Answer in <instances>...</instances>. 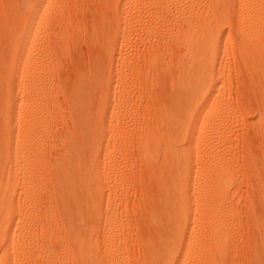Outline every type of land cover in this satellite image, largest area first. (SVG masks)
<instances>
[{
	"label": "bare ground",
	"instance_id": "1",
	"mask_svg": "<svg viewBox=\"0 0 264 264\" xmlns=\"http://www.w3.org/2000/svg\"><path fill=\"white\" fill-rule=\"evenodd\" d=\"M48 1L49 2L47 4V7L50 6V8H52V10H50L51 12L48 10L49 12L47 14H44L43 10L47 0H39L38 3L34 6L29 18L26 21V24L24 25L23 36L21 37L20 45L17 50V53L14 55L16 57L17 56L19 57L18 59L15 60L16 62L14 66L15 67L20 65L22 66L17 72L14 70L11 73L12 77L15 80L13 81V89L9 93L8 101H6L9 110L8 117L7 118L0 117L1 119L0 121L3 122V124L1 122L2 127L1 126L0 127L3 128V130H5V133L8 136L7 146L10 156V159L9 157H7L9 159V163L7 165L8 173L6 172L5 176H8L9 179H11L10 182L12 181L14 184V186H12L13 189H10L9 188L10 186L7 184L8 185L7 189L10 190H6V192L4 193V198L6 200L9 199L11 200L10 205H8L11 209L12 208L16 209L18 206H20L22 200L33 199V201H35L36 198L34 197L38 198L39 196V195L35 196L39 192L38 188L40 187L39 186L36 189L37 182L39 183L40 180V179L38 180V177L36 175V173H39L37 169L40 167L39 166L40 160L38 156L41 151L40 146L44 145L43 139L45 138L46 134H48L47 132L49 131L47 124L50 123V116H51L49 114L50 102L52 101L50 96H52V98L54 99L53 93L52 95L50 94L51 90L53 89L52 86H50L51 83L50 82H49L50 84L48 83V78H50L48 77L49 76L48 70L51 68L50 64L52 65L53 59L56 57L57 54L56 51H54L55 45L53 44L54 39H52L54 34L51 35L52 31L50 32V27L53 26L51 30L53 29L54 31V28H56V26L59 24L58 23L55 26L52 25V24H56L57 19H59L57 12L56 13L54 12L57 11L59 8L63 7L65 5L66 0H55V1L48 0ZM151 1L153 2V8H152L153 13L151 14V16L153 15L152 16L153 18L151 17L152 18L151 20L152 21L153 19L155 20V22L153 21L155 25L154 26L155 30H153L154 28H152L153 24L151 27L152 30H150L149 28V31L146 26V29L149 34L147 33V31L146 33L150 37L149 38L150 41L148 42H151L152 44V47H150V52H148L147 55L145 54L144 56L140 55L141 59L138 58L140 56L138 57L136 56L137 57V59L135 60L136 62L133 61L135 57L132 56V58H134L133 60L130 58L131 53L128 54L130 56L126 55L127 53L126 54L124 53V55L121 53L119 54V58L116 60L115 51L117 49V44L119 43L121 36H117L113 38L112 41L110 40L112 42L111 46L109 45L110 46L109 50L110 51L112 50V52L109 51L110 52L109 54L112 55L113 53L112 59L109 62H107L108 58L106 59L107 65L105 60H103V62L105 63L102 62V64H100L101 62H99V64H96L93 67V69L91 68V73L94 74V76L93 78L91 77L92 75L90 76L92 79L91 81H93L90 84H88L87 82V80L89 79H87L86 81H84L83 79L76 81V87H75L76 90L73 91V93L70 95L69 98L71 99L69 101V104L71 102V119L68 123H65L63 127V138H65V145L61 144L62 148L60 146L58 147L60 149V150L58 149L59 152L56 150L59 154L57 153L58 156L56 161L54 162L55 172L51 171V173L54 172V176H53L54 181L52 180L53 182H55L54 188L55 187L57 188L56 189L57 192L56 191L54 192L58 193V195L54 194L55 196L52 195V197L57 198L59 196L61 200H58V198L57 200H54V202L58 201L59 206H60L59 202L60 201L63 202L61 205L63 207L61 209L60 207L58 208L60 209L59 212H61V210L63 211L62 214L60 213L61 214L60 220L61 219L63 220V225L62 224L61 225L64 228L71 229V227H76L75 226L76 222L74 223L73 220H76V218H78L77 220L79 219L82 220V218L86 216V214L82 212L83 208H85L84 205L87 204V203L85 204V202L87 201L85 198L88 197V196L86 197V195H89L88 200H90L91 197V201L93 202V205H95L94 207L92 206L94 209L91 208L93 210V214L95 210L98 217L100 216L99 220L101 221V223L99 225H103V224L105 225L104 230L101 229V235L95 233L93 235H88V237H83L81 239L78 237L80 240L79 243H77L78 244L76 248L77 250H74L77 252L76 253L77 256L73 255L74 257L76 256L77 260L76 259L75 260L77 261L76 263L78 264H105V261L102 260L100 261L97 259L96 252L99 249L101 241L104 244L105 248L109 249V251L111 252L110 256L108 257V260L106 261L107 262L106 264L116 263L114 259V255L118 250L122 248L125 239L124 237L122 238L116 237V235L112 236L109 233L112 231L113 227L120 226L121 223L118 220L116 210L112 211V209L109 208L111 205L110 200H112V198L110 197L113 196L112 193L114 192L113 189L114 187L111 181L108 179V177L110 176L109 174L111 173L112 168H114L113 163H115V161L113 160L114 159L113 147L111 148L110 142L106 144L105 140L106 137L108 138V136L109 138L110 137L117 138L119 136L123 137V135H128L130 134V132H132V131H128L129 130L128 129L127 130L128 133L124 134L122 133L123 131L119 129V124H120L119 120L123 119L124 117V116L122 117V113L125 112L124 110L128 112L129 109H131L130 111H132L134 107L133 104L135 103L133 102L134 100L137 102V99L140 98V101L139 100L138 101L139 103H141L143 96L144 98H146L145 96H147V93L144 94V92L143 93L140 92L144 90V87L146 88V91H149L147 87L150 88V85L152 88V85L154 84H151L152 83L150 81L151 79L153 82L154 80H156L155 83H158L157 82L159 77L158 74H161L160 76L162 77V73L163 74L166 73L167 75V73L171 70L170 68L173 69V66L171 65L168 66L166 64L167 54H165L166 52H168L167 50L172 47L173 44L176 45L175 47L180 49V53L178 54V58L175 59L176 62H174V67H176L178 71L177 73L176 71L173 73V77L170 83L171 89H170L169 98L168 100L166 99L167 102L160 105L159 107H158L159 104L156 105V107L153 105V107H155L154 109L156 110L154 111L153 109L154 112L152 111V113H150L151 110L149 107L150 103L146 104L148 105L147 107L143 105L146 108H143L142 106V109H146L145 111H148L147 108H149V112H145L147 114L140 117L141 114H139V112L141 111L140 113L143 114L144 111L142 110H140L139 112L136 111L134 113L135 115L133 114L134 122L131 121L133 125L135 122L140 125L141 123L140 120L141 121L142 119L144 120L142 121L140 127L142 126L143 129L146 130V132L144 130L143 132L145 134L143 133L144 135H139L137 139L138 150L136 151H138V153L140 154L139 157L141 156L143 157L142 160L144 161V163L148 165H152L154 167L160 166L165 170V174H164V171L162 169L159 170V167L157 168V170H159L160 173L163 171L162 173L164 174V176L162 175L160 176L161 178L157 177L160 188V194L159 195L157 194L160 199L158 200V203L160 204L159 207H162L163 209L161 208H160L161 210L156 209L155 206L157 205L158 207L159 205L157 203L154 206L155 209H152L151 211L152 217L150 218L154 220V222L157 225L156 228H158V230L164 227V230L166 232L165 237L167 241L164 240L165 244L160 245L159 248L157 246L155 247V245L153 246L150 245L152 246L151 247L152 249H150L151 253H148L149 258L147 261L144 262V264H190V259L194 264V262L199 260L200 258L198 259L197 253L195 254V256L190 257V244L192 242L191 234L192 231H194L196 228L199 227H203L202 230L203 231L205 230L206 233L207 232L209 233L208 240L205 246L206 249L205 247L203 248L205 249V251L208 252L209 255L207 256H210L212 258L217 257L219 254L222 256V252H223L222 249H224L223 234L226 225L223 224L222 218L224 214L225 215L226 213L228 214L229 211L228 208L230 205V201L232 199L230 197V194L233 192L232 191L233 176L231 177L232 175V174L230 175L231 171L229 172L228 169H226L225 167V160H226L225 152L227 151H224L225 149L223 150L221 147L218 148L217 147L218 145L216 144L217 140L221 141L224 138L226 142V138L227 139L229 138L228 130L224 129V127L221 124L222 123L226 124L225 122L229 121L228 119H230L233 112L232 110L233 106L229 100L232 97L231 87H230L231 84L229 81L230 79L227 78L228 76L230 77L231 75V73L228 74L230 67L228 68L229 64L227 65V63H225L224 61L225 60L224 57L227 58L226 54L230 52L227 51L228 49H226L225 46H223L222 44V40L225 37V33L222 27L224 24L226 25L227 21H229L227 18L228 16L226 17L224 12V10H227L225 9L224 6L225 4L224 5L222 4V2L225 0L223 1L205 0V2L202 4L198 3L200 0H197L198 2L194 0V2L192 3L190 1V4L184 3L185 5L179 4L178 3L179 0H151ZM232 2H233V6L232 5L231 6L233 7L235 17H237L233 21L234 23L232 22L233 27H235L237 30V36H236L237 41L234 43L232 51L237 49L235 50V52L240 56L239 58H241V62H243L244 65L246 66V67L244 66L245 69H248L249 71L248 70L247 71L252 74L253 79H256L258 83L256 81L255 82L258 85L260 84L258 90L259 88H261V93L263 94V98H264V0H233ZM135 5H136L135 0H126L123 6L124 19L122 20V23L124 24V27L126 29L125 34L122 35L123 44H128L132 42L131 38L132 35L134 34L135 26H137L135 25L134 18L132 17L133 12H135L136 10ZM202 9H204L205 11ZM60 10L62 11L63 8ZM172 11H175L176 15H172L173 14ZM53 13L58 16V18H56V21L54 23H53L54 20ZM148 25L150 26V24ZM40 30L43 31L42 36L38 37L37 36L38 34L36 33L37 31ZM134 35L133 37H135ZM229 38L230 35L228 36V39ZM34 51L38 54L36 55L38 58L37 60L33 59L35 61L33 62L31 68L29 67L31 70L30 73L28 72L30 75H28V78L26 80H23L22 75L25 74L24 71H25V65H27L26 62L28 61V58L31 56V54ZM99 53H100V49H99ZM229 56L230 54L228 55V57ZM142 57H144L145 60ZM58 58L62 62L61 60L62 57L60 58L58 56ZM58 58L56 59L58 60ZM138 59L139 61H137ZM142 59L146 61L145 64L143 63L144 61ZM229 59L231 58L229 57ZM59 60L58 62L55 61L54 67H56L58 63L61 64ZM115 60H116V64H115ZM128 62L130 64H128ZM92 63H94V61ZM118 64L119 65L122 64L120 65L121 67H119ZM124 64L126 65L128 64V68L126 70L122 69ZM124 67L126 68V66ZM50 72L51 71H49V73ZM152 73L157 75V77H155V75H153ZM150 74H152V77L153 76L154 77L153 78L150 77L151 76ZM171 76L172 74L170 75L169 78H171ZM133 78H136L137 81H140L139 84L137 83V85H139L138 86L139 90L136 88L135 93L137 90L139 92L136 93V95L135 93H133L134 90L133 89H132L133 91L131 90L133 86L130 82H132ZM136 79H134L135 81L132 82L133 85L136 84ZM149 83L150 85H148ZM113 85H115L116 88L114 89L115 92L111 94V89H113L112 88ZM102 88L106 90H102ZM116 93L120 96L121 95L123 96L122 97L123 100L118 98L122 101L120 100L119 102L116 101L118 100L115 99L116 97H114V95L117 96ZM94 94L98 96H95ZM148 94H150V92ZM112 95L114 97L113 99H111ZM97 97H99L100 99L101 97H104L103 98L104 101L107 102L105 103L103 99L99 100L98 98V100L101 102L100 104H98V106L104 104L102 107L99 108L100 111H98L97 114L98 116L96 115V120L101 121V123L100 122L97 123L103 125L102 126L103 130L100 128L102 130V136L100 139L101 141L98 140L99 144L97 145V147L96 146H95L96 148L94 147L95 150L93 149L94 151L92 154V158H91L92 161L90 163V166L85 167L84 166V162L86 161L85 152L87 150L85 151L84 143L86 142L85 139H88L90 137L89 133L90 131H92L91 129H93L92 128L93 126L90 125L92 124L90 123L91 120L89 119L90 117L89 113L92 107L89 106L90 105L92 106L94 104L92 102V98L94 100V98ZM106 97L108 99H106ZM135 97L136 99H134ZM146 100L145 102H147ZM102 101L104 103H102ZM89 102H91L92 104ZM139 103L138 104L135 103V105L137 104L138 108L142 105ZM137 106H135L134 110L138 109ZM124 107L127 108L129 107V108L124 109ZM262 108L263 111L261 110L262 112L260 118L263 120L264 101ZM122 109H124L123 112H121ZM118 112L120 113L119 115ZM137 112L138 114L136 115ZM126 114L127 113H125L124 115L125 116L129 115L130 117L129 116L128 117L131 118L132 115L130 114L126 115ZM100 118L101 120H99ZM123 120L127 121V119L125 118ZM126 125L127 124H125V126ZM135 126H137V124ZM132 127L134 128V126ZM257 127H260V132H262L263 134L264 123L261 124V126L258 125ZM108 131H110V133L107 136ZM136 132L138 131L136 130ZM131 134L129 136H131ZM140 134H141V130H140ZM87 136L88 138H86ZM97 137L99 138V135ZM127 137L124 136L123 138H127ZM182 137H184L187 143L186 145H179V143L181 142L180 139ZM89 141H92V139L91 140L89 139ZM196 141H197V146L195 147L194 144ZM82 142L84 143L82 144ZM223 142L224 141H222V143ZM134 144L136 146V143ZM46 159L47 158L45 157V161ZM88 160L90 159L88 158ZM227 168H229V166ZM150 170L152 171L153 169L151 168ZM4 180H6V177L4 178ZM101 180L104 181V183H102ZM126 181L128 180L126 179ZM53 182L52 184H54ZM41 186L43 187L46 185H41ZM192 186L198 187L199 189L195 190L194 193L190 194V188ZM41 188L39 189L42 191ZM106 188L109 195V198L108 196L106 198L107 199L106 206L109 205L107 208L111 209L112 212L106 211L107 213L105 214L103 208L106 203L105 201ZM127 188H129V186ZM18 189L21 190L19 191V194H18ZM36 190L37 193L35 192ZM44 191H42L41 196L45 198L44 195L46 191L43 195ZM41 196H39V199L40 198L42 199ZM194 198L196 200L195 208L198 212V216L193 220L191 224L190 201H192V199ZM38 200L36 199V201ZM71 200L73 203L71 202ZM41 201H39V203ZM114 201L115 200L113 199V201L111 202ZM30 203L31 202H29L28 204ZM70 203L72 206L74 204L75 207L74 206L73 207L77 212V215L75 211H71L73 207L72 206H71L72 208L70 207ZM34 205L32 207L30 206L31 209H29L28 211L23 213L21 212L22 214L19 213L20 220L18 222L19 224L17 225V229L14 234L12 235L10 234V229H11L10 226L6 228L4 235L2 236L4 245L2 244L3 247L0 248L1 249L0 264H26L25 263L26 261L25 260L23 261L22 258L20 261L15 259L12 261L8 260V257L11 256L16 257V255L19 254L18 253L20 252L19 248L22 245L23 248L27 249L24 250L29 251V253H32L31 251H33L34 248L40 250L39 251L41 252L40 256H38L37 254L39 253H37L35 254L36 256H33L31 258L32 260L30 261H32L33 264H52L53 261L52 254L50 253L52 243L48 239H45L47 231L44 228H42L41 230L38 229L39 228L38 226L37 229L40 230L41 233V237L38 235L40 237L39 238L38 236L34 235L36 233H39L36 228H35L36 231L33 230L35 224L33 226H31L32 224L31 225L26 224L27 219L29 218L31 219L34 217L36 218V216L38 217V215H36L35 213V211L37 212L38 210H35ZM89 205L91 207L90 203ZM27 208L25 209L27 210ZM38 208L39 207H37V209ZM40 210L41 209H39V211ZM71 213L74 215L75 219H72L73 215ZM58 220L59 219H57V221ZM45 221H47V219ZM76 224L78 228L79 222ZM43 226L44 224H42V227ZM56 229L57 227L54 230ZM61 231H63V229ZM102 233H104L103 237H102ZM25 234L26 236H29V238L27 237L26 239ZM62 235H64V233L58 235L60 240L63 239L61 237ZM80 235L79 233H77L75 237ZM36 238L40 239L41 241L38 242ZM21 243L22 245L20 246ZM162 243H163V239H162ZM166 246L167 248H165ZM191 247H193V245H191ZM160 248H163L164 250ZM170 249H172L174 252L173 251L171 252ZM198 249L199 251L202 252V250H200V247H198ZM72 253L73 252H71V254ZM21 254L23 255V253ZM26 258L27 257L25 255V259ZM28 263L30 262L28 261ZM199 263L200 261L197 264Z\"/></svg>",
	"mask_w": 264,
	"mask_h": 264
},
{
	"label": "rangeland",
	"instance_id": "2",
	"mask_svg": "<svg viewBox=\"0 0 264 264\" xmlns=\"http://www.w3.org/2000/svg\"><path fill=\"white\" fill-rule=\"evenodd\" d=\"M38 1L39 0H0V117H3V118L8 117L9 110H8L6 101H8V96H9V93L13 89V81L15 80L12 77L11 73L14 70L17 72L20 69V67L22 66V65L16 66V67L14 66L15 62H16L15 60L19 58L18 56L16 57L14 55L17 53V50L19 48L20 40H21V37L23 36L24 25L26 24L27 19L29 18L34 6L38 3ZM52 1H55V0H52ZM125 1L124 0H66V2H65L66 6L64 5L63 7L58 9L59 11L57 10L54 12V13L57 12V14L59 16V19H57V21H56V18H58V16L53 13L54 14L53 23L56 21V24H52V25L55 26L59 23L56 26V28H54V31H53V29L51 30V28H53V26L50 27V32L52 31L51 35L54 34V36L52 38V39H54V41L53 40L52 41H53V44L55 45V46L53 45L54 49H55L54 51H56V53H57L56 57L53 59L54 63L52 62V65L50 64V67H51L50 69H52V68L53 69L48 70V75H49L48 77H50V78H48V83L49 82L51 83L50 86H52V89H53V90H51L50 94L52 95V93H53L54 99L52 98V96H50L52 101L50 100L51 102H50V107H49V109H50L49 114L51 116H50V123L47 124L49 131L47 132L48 134H46L45 138L43 139L44 141L42 140L44 142V145L40 146L41 147V151H40L41 154L39 153V156H38L39 160H40V165H39L40 167L39 166H38L39 168L37 167L38 168L37 170L39 171V173H36L38 180L40 179L39 183L37 182L36 189L39 186H40L39 188H41L42 187L41 185H46V186H43L46 189L43 187L41 189H42V191H44V189H45L47 194L45 193V191L43 192V195L45 193V195H44L45 198H44L43 196H41L42 191L38 188V191L40 193L39 192L37 193V190H36L35 192L37 194L35 196L39 195L42 197V199L41 198L39 199V196H38V198L34 197L37 200L39 199L38 201H36V199H35V201L38 204L35 201H33V199H26V200H22L21 204L19 203L20 206H18V207L19 208L21 207L20 209L18 207L16 209H14V208L11 209L8 206V205H10L11 200L10 199L6 200L4 198V193L6 192V190L13 189L12 186H14V184L12 181L10 182L11 179H9L8 176H5V173L8 171L7 165L9 163L10 156H9V151H8V146H7V144H8L7 137L8 136L6 135L5 130H3V128H1L3 122L0 121V126H1L0 127V198H1L0 199V248L3 247V245H4L3 240H2V236L4 235L6 228L8 226H10L11 227L10 234L11 235L14 234L16 232L17 225L19 224L18 222L20 220L19 219L20 218L19 213H21V212L23 213V212L28 211L29 209H31V207L35 203H36L34 205L35 210L39 211V209H41L39 211L40 213L38 211L37 212L35 211V213H36V215H38V217L36 216V218L34 217L31 219L30 218L27 219L26 224L27 225L32 224L31 226H33L35 224L34 225L35 227H33L34 231H36L38 226H39L38 229L41 230L42 228H44L47 231L45 239H48L52 243L51 244L52 247H51V251H50V253L52 254V260H53L52 264L53 263L54 264H78V263H76L77 262L76 261L77 260V258H76L77 252L74 250H77L76 248L78 246L77 243H79V240L83 237H88V235H93L95 233L101 235V229L104 230L105 225L104 224L99 225L101 223V221L99 220L100 216L98 217L95 210H94V214H93V210L91 208H93L95 205H93V202L91 201V197H90V200H88L89 195H86V197L88 196L87 198H85L87 201L85 202V200H84V202H85V204L86 203L87 204L84 205L85 208H83V210H82V212H84L86 214L85 217L86 218L88 217V218L86 219L84 217V218H82V220H80V219L77 220L78 218H76L77 221L73 220L74 223L79 222V224H81V225L78 224V226H79L78 228H77L76 223H75L76 227H71V229L70 228L66 229L62 226L63 220L62 219L60 220V218H61V214L63 211L62 210H61V212H59V211L63 207V206H61L63 202L60 201L59 202L60 206H59L58 201H55L56 204L54 202V200H57V198H58V200H61L59 198V196L57 198L54 197L55 199L52 197V195L53 196H55L56 194L58 195V193L54 192L57 189L56 187L54 188L55 182H53L54 181L53 176H54V172H55L54 171L55 170L54 169V162L56 161L57 156H58L57 153L60 150L58 147L60 146L62 148L61 144L65 145V138H63V127H64V124L68 123L71 119V102L69 104V101L71 99H69V98H70V95L73 93V91L76 90L75 89L76 81H79L80 79H83L84 81H86L87 79H89V80H87L88 84L93 82V81H91L92 80L91 77L93 78L94 74L91 73V68L93 69V67L96 64H99V62H101L100 64H102L103 60H105V62L108 60L107 62H109L112 59L113 53H112V55H110L109 53L112 52V50L110 51L109 49H110V46L112 44L111 41L113 40V38H115L117 36H121V39L119 40V43L117 44V49L115 51V59L116 60L119 58V54H121V53L123 55H124V53L125 54L127 53L126 55L131 53L130 58L133 60L134 58H132V56L135 57V59L133 60V61H135L138 56H140V55L144 56L145 54L147 55V53L150 52V47H152V44H151V42H148V41H150L149 40L150 37L148 36V34H149L148 31H149V28H150V30H152L151 29L152 24H153L152 28H154L153 30H155V27H154L155 26L154 25L155 20L153 19L154 22L151 20L153 18L152 17L153 15L151 16V14L153 13L152 12L153 11V9H152L153 8V2L151 0H135L136 10H135V12H133L132 17L134 18L135 25H137V26H135V31H134V34H136V35L133 34L135 37H133V35H132V38H131L132 42H130L128 44H123L122 43V35L125 34V31H126L124 24L122 23V20L124 19L123 6L125 4ZM190 1H191V3L194 2V0H182V1L179 0L178 3L185 5V4H190ZM232 1L233 0H225L222 2L223 5L225 4L224 5L225 9H227V10H224L225 16L226 17L228 16L227 18L230 21V22L227 21L226 25L224 24L222 27V29L224 30V33H225V37L222 40V44H223V46H225L226 49H228L227 51L230 52V53L226 54L227 58L224 57V59H225L224 61H225V63H227V65L228 64L230 65V66L228 65V68L229 67L231 68V66H232L231 70L229 68V72H228V74L231 73V75H230V77L228 76L227 78L230 79L229 81L231 84L230 87H231V93H232L231 94L232 100H231V98L229 100L233 106L232 107L233 108L232 109L233 110V112H232L233 116L231 115L230 119H228L229 121L225 122L226 124H224V123L221 124L224 127V129L228 130L229 138L228 139L226 138V142H225L224 138L221 141H218L216 139L217 140L216 144L218 145L217 147L218 148L221 147L223 150L225 149L224 151L228 152V153L225 152V157H226L225 167H226V169H228L229 172L230 171L232 172V173L230 172V175L232 174L231 177L233 176V178H232V180H233L232 181L233 182L232 183V191L233 192L230 194V197L232 198L231 199L232 203L230 201V205L228 208L229 211L227 210L228 214L227 213H226V215L224 214V216L222 218L223 224L226 225L225 230H224V234H223L224 249H222V251H223L222 256L219 253H217V254H219L220 256L218 255L215 258L207 256L209 254L207 251H205V249H206L205 246H206V243L208 240V234L209 233L208 232L206 233L205 230L203 231L202 230L203 227L196 228L194 231H192V234H191V236H192L191 241L192 242L190 244V257L195 256V254L197 253L198 259L199 258L201 259V260L200 259L197 260L198 262L200 261L199 264H264V154H263L264 153V133L262 134V132H260V127H257L258 125L261 126V124L264 123L263 122L264 118H263V120L260 118L261 112L263 111L262 107H263L264 98H263V94L261 93V88H259V90H258V87L260 86V84L258 85L257 84L258 82L256 81V79H253L252 74L250 72H248L249 70L245 69L246 66L244 65L243 62H241V58H239L240 56L235 52V50H237V49L232 51L233 45L237 41V39H236L237 30L235 27H233V23H234L233 21L237 17H235V14L233 11V7H232L233 2ZM48 2L49 1L47 0V2L45 3V6H44V10H43L44 14H47L50 10H52V8H50V6L47 7ZM196 2H198V1L196 0ZM204 2H205V0H200L198 3L202 4ZM150 3H152V4H150ZM227 3H228V5H227ZM62 8H63V10L61 11L60 9H62ZM202 10H204V9H202ZM136 12H137V14H136ZM172 13H173L172 15H176L175 11H172ZM55 16H57V17H55ZM60 19H62L63 21ZM67 22H68V24H67ZM141 22H143V23H141ZM138 23H139V25H138ZM142 24H144V25H142ZM148 24H150V26ZM146 26H147L148 31L146 29ZM146 31L148 34L146 33ZM42 32H43L42 30L37 31V33H36V34H38L37 36L38 37L42 36ZM55 33H57V34H55ZM105 35H107V36H105ZM229 35H230V38L228 39ZM100 36H102V37H100ZM56 39H58V40H56ZM149 43L151 44V46ZM175 46L176 45L173 44L172 47L169 48L170 51H169V49L167 50L168 52L164 51V52H166L165 54H167L166 64L168 66H170V65L173 66V69L170 68L171 72L169 71L170 75L172 74L171 78H169L170 77L169 72L167 73V75H166V73L165 74L162 73V77L160 76L161 74H158V76L161 78L160 79L158 77V81H157L158 83H155L156 80H154V82H153L151 79L150 80L152 82L151 84H154V85H152V88H151V85L149 83L148 85H150V88L147 87V89H149V91H146V88L144 87V90H142V92H140V93L144 92V94L147 93V96H145L146 98H144V96H143V99H142L143 101L141 100V103H139L140 98L137 99V102L135 100L133 101L137 104L139 103L142 105L138 108L137 104L135 105V103H134L133 104L134 107H133L132 111H130L131 109H129L130 112L128 110H127L128 112H126V110H124V109L127 107H124V109H122V111H121V112H123V110L125 111L122 113V117L124 116L123 119L125 118V119H127V121L120 119L119 122L121 125L119 124V129L122 130L123 131L122 133H124V134L125 133L127 134L128 133L127 130L129 129L128 131H132V132H130V134L132 133L131 136H129L130 134H128V135H123V137L129 136L127 138H123L121 136H119L117 138H111V137L109 138L108 135H109L110 131L107 132L108 138L106 137L105 141H106V144L109 142L111 143V148L113 147V150H114V152H113L114 153V155H113L114 159L113 160L115 161V163H113L114 168H112V171L109 174L110 176L108 177V179L111 181V183L113 184V187H114L113 188L114 192L112 193L113 196L110 197V198H112V200H110L111 205L109 208H111L112 211L116 210L118 220L121 223L120 226L113 227V229L111 231L112 233L111 232H109V233L112 236L116 235V237H119V238L124 237V239H125L123 242L122 248L120 250H118L116 252V254L114 255V259L116 261L115 264H144V262L147 261L149 258L148 253H151L150 252V249H152L151 247L153 245H155V247L157 246L159 248L160 245L165 244V241H167L166 237H165L166 232L164 230V227L161 228L163 230V232L161 229L158 230V228H156L157 227L156 223L154 222V220L152 218H150V217H152L151 216L152 209H155V208L156 209H160V208L163 209L162 207H159L160 204L158 203V200H160L159 196H158L160 194V188H159V183H158L157 177L161 178L160 177L161 175L164 176L165 170L160 166L154 167L152 165H148V164L144 163V161L142 160V158H143L142 156L139 157L140 154L138 153V151H136V150H138L137 149V146H138L137 139H138L139 135L145 134L143 132L145 129H143L142 126L140 127L142 121H144V120L142 119L143 118L142 117L141 118L142 121L140 120V122H141L140 125L135 122L137 124V126H135L136 125L135 123L133 125L131 123V121L134 122L133 116L135 115L134 113L136 111H138V112L140 110L144 111L143 114L140 113L141 111L139 112V114H141L140 117L147 114L145 112H149V108H147L148 111H145L146 109H142L143 105H145L147 107L148 105H146V104L150 103V106H149L151 109L150 113H152V111L156 107V105L159 104L158 105V107H159L160 105L167 102V100L169 98V94H170V89H171L170 83H171V79L173 77V73L175 71L177 73V71H178V69L176 67H174V62H176L175 59L178 58V54L180 53V49L175 47ZM230 48H231V50H230ZM90 49H92V50H90ZM99 49H100V53H99ZM34 53H35V55H34ZM229 54H230L229 57L231 59H229V57H228ZM36 55H38V54L34 51L31 54V56L28 58V61H30V62H28V61L26 62L27 65H25V71H24L25 74L22 75L23 80H26L28 78V75H30L29 74L31 71L30 68H31L33 62L35 61L33 59L37 60V58H38ZM57 55L60 58L62 57L61 58L62 62L59 60ZM130 55H128V56H130ZM231 55H232V57H231ZM141 56L138 58L141 59ZM56 58H58V60H59V62H61V64L58 63L59 64L58 65L56 63L57 65H56V67H54L55 61L58 62V60ZM142 58L144 59V57H142ZM168 58H169V60H168ZM139 59L137 61H139ZM116 60H115V64H116ZM142 60H141V62H142ZM93 61H94V63H92ZM170 61H172V62H170ZM228 61H229V63H228ZM105 62H103V63H105ZM107 62H106V65H107ZM145 62L146 61H144L143 63L145 64ZM233 62H235L236 64ZM122 64H120V65H122ZM128 64H130V63L128 62ZM128 64L127 65L124 64V66H126V68L123 66L122 69L126 70L128 68ZM120 65L118 64L119 67H121ZM49 71H51V72L49 73ZM152 74H150L151 75L150 77H152ZM153 75H155V74H153ZM155 77H157V75H155ZM134 79H136V78H133L132 82L135 81ZM132 82H130L133 86L131 88V90L133 89L134 91L133 90L132 91H133V93H135L136 88L137 89L139 88L138 87L139 85H137V83L139 84L140 81H137V79H136V84L134 82L135 85H133ZM114 86L115 85H113V87H112L113 89H111V94H113L115 92L114 89L116 88V86L115 87ZM134 86H136V87H134ZM151 89H152V91H151ZM102 90H106V89L102 88ZM138 90L136 91V93L139 92ZM116 92H118V91H116ZM119 92H121V91H119ZM149 92H150V94H148ZM100 93H99V95H100ZM136 93H135V95H136ZM167 94H168V96H167ZM95 96H98V95H95ZM111 97H112L111 99H113L114 97H116L115 99H118V98L122 99L123 96L122 95L120 96L117 94V96L114 95V97H113V95H112ZM98 98L99 97L94 98V100L92 98V102L94 104L92 106L89 104L90 105L89 107H92V108L90 109V113H89L90 115L89 114L88 115L90 116L89 117V119L91 120L90 123H92L90 125L93 126L92 127L93 129H91L92 131H90L91 134L89 133L90 137L89 138H88V136L86 137V138H88V139H85L86 142L85 143L82 142V144L84 143L85 151L87 150L85 152V157L87 158V159L85 158L86 161L84 162L85 167L90 166V163L92 161V159H91L92 154H93V151L95 150L94 147L95 146L97 147V145L99 144V141H101L100 139L102 136V130H103L102 126L103 125L100 124L101 121L96 120V115L98 114V111H100L99 108L104 105V104H102L101 106L100 105L98 106V104L101 103L99 100L103 99L104 97H101V99L99 98V100H98ZM106 99H108V98L106 97ZM115 99H114V101H115ZM120 99H118L116 101L119 102ZM134 99H136V97ZM144 99L145 100L147 99L146 100L147 102H145ZM122 100H120V101H122ZM103 101H104V99H103ZM103 101H102V103H104V102L107 103L106 101H104V102ZM110 101H113V100H110ZM89 103H91V102H89ZM153 105L155 107H153ZM135 106H137V108H138L137 110H134ZM146 107L143 106V108H146ZM151 107H153V108H151ZM53 108H55V109H53ZM96 109H97V111H96ZM155 110L156 109H154V111ZM138 112L136 113V115L138 114ZM125 113L132 115L131 118H129L130 116L127 114H126L127 116H125L124 115ZM119 114L120 113L118 112V115ZM66 118H67V121H66ZM93 118H95V119H93ZM118 119H119V117H118ZM128 119H131V120H128ZM259 119H261V120H259ZM99 120H101V118ZM259 121H261V122H259ZM1 122H2V124H1ZM97 122H100V123H97ZM125 124H127V125L125 126ZM98 125H99V127H98ZM120 126H121V128H120ZM132 126H134V128ZM135 127H136V129H135ZM124 129H126V130H124ZM136 130L138 132H136ZM140 130H141V134H140ZM3 131H4V133H3ZM99 131H100V134H99ZM145 132H146V130H145ZM98 135H99V138L97 137ZM42 137H44V136H42ZM89 139L90 140L92 139V141H89ZM94 139H96L97 142ZM111 140H113V141H111ZM180 140H181V142L179 143V145H186L187 144L184 137H182ZM94 141H95V143H94ZM126 141H127V143H126ZM222 141H224V142L222 143ZM134 143H136V146ZM5 145H6V148H5ZM194 146L195 147L197 146V141L195 142ZM128 151L129 152L131 151V152L129 153ZM5 155H7V156H5ZM44 155H46V156H44ZM7 157H9V159ZM45 157L47 158L46 159L47 163L45 161ZM88 158L90 160H88ZM85 164H87V165H85ZM227 165L229 166V168H227L228 167ZM230 165H231V167H230ZM158 167H159V170L162 169L164 171V174L162 173L163 172L162 170H161L162 174L160 173L159 170H157ZM151 168L153 170L155 168L156 169L154 171L153 170L151 171L150 170ZM46 169H48V170H46ZM50 169H52V170H50ZM51 171H54V172L51 173ZM40 173H42V174H40ZM50 175L52 178L50 177ZM5 177H6V180H4ZM47 179L49 180V182ZM126 179L128 181H126ZM52 182L54 184H52ZM101 182L104 183V181H102V180H101ZM7 184L10 186L9 187L10 189H7L8 188ZM123 184H124V186H123ZM128 186H129V188H127ZM107 188L105 189V191H106L105 201L107 200L106 199L107 196L109 198ZM20 189H18V194H19V191H21ZM51 189H52V191H51ZM125 189H127V190H125ZM197 189H199V188L192 186L190 188V194L194 193L195 190H197ZM48 192H50V193H48ZM120 192H121V194H120ZM113 199L115 201L111 202V201H113ZM39 201H41V202L39 203ZM22 202H23V204H22ZM29 202H31V203L28 204ZM71 202H72V200H71ZM1 203H2V205H1ZM3 203H5V204H3ZM89 203L91 204V207H90ZM157 203L159 204L158 205L159 208L156 205ZM195 204H196V200L194 198V199H192V201H190V223L191 224H192L193 220L198 216V212L195 208ZM106 205H107V201H106L104 208H103L105 214L107 212L111 211V209L107 208L109 205L108 206H106ZM27 206H28V208H27ZM42 206H43V209H42ZM71 206L72 205L70 203V207ZM73 206H74V204H73ZM154 206H155V208H154ZM37 207H39V208L37 209ZM58 207H60V209ZM74 207L72 210L71 209L70 210L75 211ZM25 208H27V210ZM86 209H88V210H86ZM148 211H150V212H148ZM54 212H56V213H54ZM75 213L77 215L76 211H75ZM87 213H88V215H87ZM89 213H90V215H89ZM72 215H71V217H72ZM51 216H52V218H51ZM41 217H42V219H41ZM50 218H51V220H50ZM46 219H47V221H45ZM57 219H59V220L57 221ZM72 219H75L74 215H73ZM121 221L123 222V224ZM58 222H59V224H58ZM42 224H44L43 227H42ZM154 224H155V226H154ZM56 227H57V229L54 230ZM60 228H61V230L63 229V231H61ZM80 229H81L83 234L81 233ZM40 230H38L39 233H40ZM67 231H69V232H67ZM92 231H93V233H92ZM61 232L64 233V235L61 236L63 239L60 240L58 235L62 234ZM39 233H36L34 235H36V236L39 235L41 237V233L40 234ZM65 233H67V234H65ZM68 233H70V234H68ZM77 233H79V235L80 234H82V235L75 237L77 235ZM103 234L104 233H102V237H103ZM27 237L29 238V236H26V234H25L26 239H27ZM102 237H101V239H102ZM34 238H35V236H34ZM26 239H24V240H26ZM162 239H163V243H162ZM37 241L39 242L41 240L37 239ZM22 243L20 244V246L22 245ZM150 245H152V246H150ZM191 245H193V247H191ZM24 247H25V244H24ZM198 247H200V250H202V252L199 251ZM204 247H205V249H203ZM71 248H72V251H71ZM165 248H167V246ZM21 249L24 250L26 248H23V245H22L19 248V251H20V252H18L19 254H17L16 257L15 256L8 257V260L12 261L15 259V260L20 261L22 258L23 261L24 260L26 261L25 262L26 264H30V263L33 264V262L30 261V260H32L31 258L33 256H36L35 254H37V253H39L37 255L40 256V253H41V252H39L40 250H38L37 248H34L33 251H31L32 253H29V251H26L27 249L24 250L26 254ZM35 249H37V250H35ZM160 249H163V248H160ZM170 250H171V252L173 251L172 249H170ZM36 251H38V252H36ZM0 252H1V249H0ZM71 252H73V253L71 254ZM21 253H23L24 257ZM27 253H28V256H27ZM68 253H69V255H68ZM96 253H97V259L100 261L101 260L105 261V264L107 263L106 261L108 260V257L111 254L109 249L105 248L102 241H101L99 249ZM25 255L28 258V259L26 258L27 260L25 259ZM73 255H76V256L74 257ZM28 261L30 263H28ZM197 261H195L194 264L195 263L197 264L198 263ZM190 264H193L191 259H190Z\"/></svg>",
	"mask_w": 264,
	"mask_h": 264
}]
</instances>
